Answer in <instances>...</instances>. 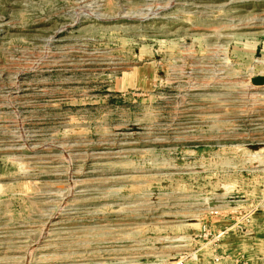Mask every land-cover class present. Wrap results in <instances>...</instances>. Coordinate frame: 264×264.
Here are the masks:
<instances>
[{
	"label": "rangeland",
	"instance_id": "rangeland-1",
	"mask_svg": "<svg viewBox=\"0 0 264 264\" xmlns=\"http://www.w3.org/2000/svg\"><path fill=\"white\" fill-rule=\"evenodd\" d=\"M255 75L264 0H0V264H264Z\"/></svg>",
	"mask_w": 264,
	"mask_h": 264
},
{
	"label": "water",
	"instance_id": "water-1",
	"mask_svg": "<svg viewBox=\"0 0 264 264\" xmlns=\"http://www.w3.org/2000/svg\"><path fill=\"white\" fill-rule=\"evenodd\" d=\"M250 82L253 86H264V75H255L250 78ZM138 127L132 126L130 128L124 129V131H137ZM213 204V203H212ZM211 204V205H212Z\"/></svg>",
	"mask_w": 264,
	"mask_h": 264
},
{
	"label": "bare ground",
	"instance_id": "bare-ground-1",
	"mask_svg": "<svg viewBox=\"0 0 264 264\" xmlns=\"http://www.w3.org/2000/svg\"><path fill=\"white\" fill-rule=\"evenodd\" d=\"M92 11V10H91ZM67 150V149H66ZM65 157H66V155H65ZM61 161V160H60Z\"/></svg>",
	"mask_w": 264,
	"mask_h": 264
}]
</instances>
